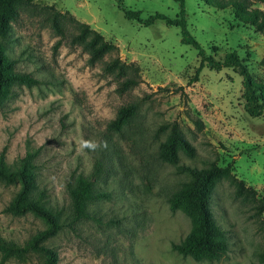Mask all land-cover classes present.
Wrapping results in <instances>:
<instances>
[{"label":"rangeland","instance_id":"rangeland-1","mask_svg":"<svg viewBox=\"0 0 264 264\" xmlns=\"http://www.w3.org/2000/svg\"><path fill=\"white\" fill-rule=\"evenodd\" d=\"M12 22L5 51L18 71L39 83L15 85L0 105V155L15 167L34 152L37 189L55 213L60 230L45 245L58 255L56 264H259L264 250V213L254 203L235 198L227 179L215 185L211 208L227 231L229 249L219 259L196 261L172 249L192 227L181 210H171L169 197L189 180L179 166L158 159L163 125L179 124L196 156L180 153L179 164L205 167L211 161L231 164L232 172L264 195V111L250 116L244 107L242 76L230 68L204 67L197 50L180 42V28L156 20L145 26L125 17L138 10L144 19L162 13L179 16L174 0H33ZM264 10V4L255 2ZM64 13L60 35L51 23L52 10ZM187 27L206 55L222 59L236 50L251 76L264 85V36L235 20L229 9L204 0H185ZM85 22L118 47L126 63L140 68V82L118 91V80L103 70L111 56L91 64L88 52L72 44L76 32L68 19ZM60 44L56 47V42ZM135 102L138 110L120 132L108 122L117 109ZM199 121V122H197ZM79 175L105 197L88 204V216L72 221L70 188ZM19 183L0 181V238L22 245L45 221L27 212L13 215L6 206ZM30 253L0 264H41Z\"/></svg>","mask_w":264,"mask_h":264},{"label":"trees","instance_id":"trees-1","mask_svg":"<svg viewBox=\"0 0 264 264\" xmlns=\"http://www.w3.org/2000/svg\"><path fill=\"white\" fill-rule=\"evenodd\" d=\"M120 1V0H119ZM179 3V16L170 18L162 13H154L146 18L141 17L138 10L123 9L126 18L135 20L145 26L153 24L156 20H164L166 24L180 28V42L191 45L197 50L199 64L195 68L192 81H197L199 73L204 67L210 70L230 68L242 76L244 107L250 116H260L264 111V85L257 83L251 76L244 60L236 50L227 51L222 59H215L205 54L203 46L195 39L187 27L185 0H174ZM205 3L216 9H229L235 20L243 26H250L264 36V10L255 5V2L264 4V0H204ZM34 8L33 0H0V105L11 95L15 85L33 86L39 79L33 75L16 70L15 61L5 51L4 41L8 39L12 22L21 10ZM51 14L53 28L60 35L63 34L60 21L66 16L52 7H46ZM68 19L73 23L76 32L71 38L72 44L81 45L89 55V62L94 64L106 55L111 58L105 61L103 70L118 80V91L125 92L140 82V68L132 62L122 61L118 54V47L97 30L85 22L75 19L72 15ZM60 44L58 40L56 47ZM264 66V58L261 59ZM138 110L135 102L121 105L115 116L108 122L110 131L120 132L129 125ZM199 122V121H197ZM169 132L160 142L157 157L159 160L176 164L181 172L189 175V180L183 183L169 197L171 210H181L192 222L187 235L178 243L172 244V249L183 256H191L196 261H211L221 258L229 249L227 231L215 220L211 208V195L218 181L227 179L234 186V197L254 203L255 215L264 213V195L259 196L257 190L246 185L232 172L231 164L218 165L211 161L205 167L180 165V153L187 157L196 156L195 147L185 137L178 123L163 125L162 129ZM34 152H28L21 158L15 167H11L5 160L4 153L0 155V181L4 183H19V188L6 206V211L13 215H22L31 212L41 217L46 227L30 236L22 245L0 238V262L4 263L12 257L21 258L30 253L42 257L41 264H56L57 252L45 245V242L54 236L61 228L58 216L53 213L42 201L39 195L35 196L37 189ZM72 204V221L81 220L88 216V204L96 198L105 197V193H96L93 184L87 177L79 175L75 184L70 188ZM259 264H264V250L259 253Z\"/></svg>","mask_w":264,"mask_h":264}]
</instances>
